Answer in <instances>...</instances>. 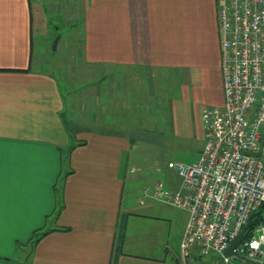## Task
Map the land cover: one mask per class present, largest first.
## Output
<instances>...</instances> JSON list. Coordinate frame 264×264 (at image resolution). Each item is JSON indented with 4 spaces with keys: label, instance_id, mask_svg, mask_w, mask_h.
<instances>
[{
    "label": "crops",
    "instance_id": "0c3cea01",
    "mask_svg": "<svg viewBox=\"0 0 264 264\" xmlns=\"http://www.w3.org/2000/svg\"><path fill=\"white\" fill-rule=\"evenodd\" d=\"M79 2L84 62L149 72L148 87L158 73L175 88L169 97L157 92L150 106L135 101L130 108L128 97L122 113L113 107L109 123L125 131L79 130L65 157L71 139L61 90L34 66L47 10L41 0H0V264H174L124 250L126 157L138 125L151 136L168 126L173 138L192 137L203 133L202 110L223 105L220 0ZM187 220L188 213L179 248ZM28 245L27 257L16 260L17 248ZM177 260L183 262L181 253Z\"/></svg>",
    "mask_w": 264,
    "mask_h": 264
},
{
    "label": "built area",
    "instance_id": "2783aa9c",
    "mask_svg": "<svg viewBox=\"0 0 264 264\" xmlns=\"http://www.w3.org/2000/svg\"><path fill=\"white\" fill-rule=\"evenodd\" d=\"M217 18L223 105L201 112L199 159L168 163L177 170L180 187L167 190L157 181L139 203L150 197L187 211L180 241L183 264L192 261L194 247L199 255L220 256L206 264H230L231 258L264 264V219L250 225L252 214L264 206V0H220Z\"/></svg>",
    "mask_w": 264,
    "mask_h": 264
},
{
    "label": "rangeland",
    "instance_id": "374dc122",
    "mask_svg": "<svg viewBox=\"0 0 264 264\" xmlns=\"http://www.w3.org/2000/svg\"><path fill=\"white\" fill-rule=\"evenodd\" d=\"M41 1L47 10V28L40 36H36L33 48L34 66L40 72L50 74L56 79L63 96L65 116L71 127L80 131L95 127L102 128L105 132L125 131L126 126H110L112 114L117 112L113 111V107L120 108L122 113L123 109L127 108L129 98V106L134 108L135 101L150 106L156 104L154 99L158 97V93L162 97L173 94L175 87H171L167 78L159 77L158 73L153 74V86L148 87L147 83L150 81L144 80L145 74L149 72L133 71L132 68L122 72L118 67L111 69L84 62L79 45L83 35L79 24V0H59L55 9L49 7L51 0ZM154 113L155 110L153 117ZM139 114L142 115V112ZM120 121L122 123L123 120ZM145 128L143 125L137 126L138 130L133 133L137 143L126 157L121 194V210L128 213L125 220L124 250L135 255L167 258L174 264H183L177 260L181 253L178 236L187 211L150 197L144 198L142 205L139 200L145 189L152 192L157 181H161L167 190L180 187L178 172L175 168L168 167V163L188 164L198 160L204 145V134L199 130V133H194L192 137L173 138L167 126L160 130L159 134H162L167 129L164 135L151 136L144 134L147 131ZM75 135L76 132L72 136L70 134L68 146L63 147L65 157L70 146L76 142L73 140ZM58 214L57 210L54 218ZM260 214L264 216V208ZM30 247H25L23 252L22 248H17L15 259L24 260L31 251ZM189 257L192 261L188 264H206L220 260V256L213 252L199 255L197 247L191 250ZM230 264L254 263L231 258Z\"/></svg>",
    "mask_w": 264,
    "mask_h": 264
},
{
    "label": "trees",
    "instance_id": "16d2710c",
    "mask_svg": "<svg viewBox=\"0 0 264 264\" xmlns=\"http://www.w3.org/2000/svg\"><path fill=\"white\" fill-rule=\"evenodd\" d=\"M65 112L63 111L62 113H61V116H62V118H63V123H64V125H65V128L67 129V131L69 132V134H71V136L73 135V133H75V132H77V131H79V129H74L73 127H71L70 126V121L69 120H67V118H66V116H65ZM97 128H99V127H95V128H90L91 130H95V129H97ZM154 127H151V129H153ZM102 128H99L98 130H101ZM138 129H136V131H137ZM130 141H131V143L132 144H136L137 142H136V139L131 135L130 136ZM264 208V206L262 207H260L256 212H254L253 214H252V217H251V220H250V225H253L254 223H256L257 221H259L261 218H263L264 219V216H262L261 214H260V212H261V210ZM61 209V205H58V208H57V210L59 211ZM122 225V224H121ZM122 227V226H121ZM46 232L47 231H45V232H43V233H41L40 235H36V237H35V239H34V243L41 237V236H43L44 234H46Z\"/></svg>",
    "mask_w": 264,
    "mask_h": 264
},
{
    "label": "water",
    "instance_id": "95a60500",
    "mask_svg": "<svg viewBox=\"0 0 264 264\" xmlns=\"http://www.w3.org/2000/svg\"><path fill=\"white\" fill-rule=\"evenodd\" d=\"M254 155H258L259 151L253 153ZM245 228L242 229V231L238 234V236L231 242V244L226 248L225 250V255H229L231 254L232 248H234V246L236 245V243L241 239L242 234L244 232Z\"/></svg>",
    "mask_w": 264,
    "mask_h": 264
}]
</instances>
